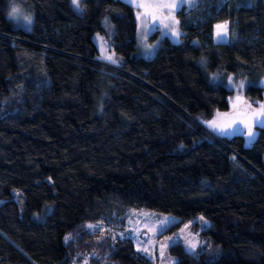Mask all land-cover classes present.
I'll use <instances>...</instances> for the list:
<instances>
[{"label":"trees","instance_id":"16d2710c","mask_svg":"<svg viewBox=\"0 0 264 264\" xmlns=\"http://www.w3.org/2000/svg\"><path fill=\"white\" fill-rule=\"evenodd\" d=\"M17 7L30 31L11 21ZM175 17L180 41L145 58L126 1L0 0V264H154L113 234L136 209L201 217L202 245H172L176 264H264V126L246 145L203 124L232 93L210 73L264 77V0H201Z\"/></svg>","mask_w":264,"mask_h":264},{"label":"rangeland","instance_id":"374dc122","mask_svg":"<svg viewBox=\"0 0 264 264\" xmlns=\"http://www.w3.org/2000/svg\"><path fill=\"white\" fill-rule=\"evenodd\" d=\"M73 1V0H72ZM134 6L137 22V47L135 54L145 58H152L161 45L163 38L167 37L172 42L180 41V30L175 14L182 8H192L201 0H123ZM225 0H216L221 5ZM74 4V3H73ZM176 5L174 8L162 5ZM77 9L82 8V0L74 4ZM15 14L10 16L16 27L30 31L33 26L34 15L31 11L17 7ZM224 24V23H219ZM218 24V25H219ZM217 30V29H216ZM178 32L179 35H175ZM217 42L228 41L227 33L214 35ZM93 40L98 49V58L108 64L118 61L111 41L105 35L94 34ZM111 56L112 59L107 57ZM210 79L217 84H222L232 91L229 95V109L218 111L212 118L204 120V126L217 137L229 138L235 134L245 136L246 145H251L258 135V127L264 126V95L262 99L252 100L246 95V88L250 84L260 85L264 92V77L250 79L244 75L233 74L225 71L210 73ZM218 125H231L221 131L213 127L211 122ZM249 130L253 135L249 136ZM2 201H0V204ZM201 221V217L183 220L181 217L160 213L147 209L132 210L124 228L114 229L113 234L118 237H130L136 249L152 260L154 264H176L177 258L170 253L172 245L181 243L189 252H195L202 245L200 233L193 229L194 222ZM91 226V227H90ZM107 226L98 221L88 223L87 227L95 231ZM108 227V226H107ZM190 243H195V249L190 250Z\"/></svg>","mask_w":264,"mask_h":264},{"label":"snow or ice","instance_id":"6c2138e0","mask_svg":"<svg viewBox=\"0 0 264 264\" xmlns=\"http://www.w3.org/2000/svg\"><path fill=\"white\" fill-rule=\"evenodd\" d=\"M78 2H79V0H73L74 4H78ZM175 6L176 5H174V4L173 5H162V7H168V8H174ZM16 11H17L16 9H13V14H15ZM216 28H217V35L218 36H222V35L226 34L227 33V22H225L224 24L217 25ZM175 35H179V33L176 32ZM107 58L112 59L111 56H109ZM261 107L264 108V105H262ZM211 124L213 127L220 128L221 131H224L226 128L231 127V125H223V126L218 125V124H216L215 121L211 122ZM251 135H253V133L251 132V130H249V136H251ZM196 246L197 245L195 243H190V250L195 249Z\"/></svg>","mask_w":264,"mask_h":264},{"label":"built area","instance_id":"2783aa9c","mask_svg":"<svg viewBox=\"0 0 264 264\" xmlns=\"http://www.w3.org/2000/svg\"><path fill=\"white\" fill-rule=\"evenodd\" d=\"M219 23H215V25H214V35L217 33V28H216V26L218 25Z\"/></svg>","mask_w":264,"mask_h":264},{"label":"crops","instance_id":"0c3cea01","mask_svg":"<svg viewBox=\"0 0 264 264\" xmlns=\"http://www.w3.org/2000/svg\"><path fill=\"white\" fill-rule=\"evenodd\" d=\"M218 23H225V21H221V22H218Z\"/></svg>","mask_w":264,"mask_h":264}]
</instances>
